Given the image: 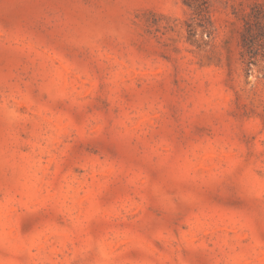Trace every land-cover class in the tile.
I'll use <instances>...</instances> for the list:
<instances>
[{"label":"rangeland","instance_id":"rangeland-1","mask_svg":"<svg viewBox=\"0 0 264 264\" xmlns=\"http://www.w3.org/2000/svg\"><path fill=\"white\" fill-rule=\"evenodd\" d=\"M264 0H0V264H264Z\"/></svg>","mask_w":264,"mask_h":264},{"label":"trees","instance_id":"trees-1","mask_svg":"<svg viewBox=\"0 0 264 264\" xmlns=\"http://www.w3.org/2000/svg\"><path fill=\"white\" fill-rule=\"evenodd\" d=\"M241 58L245 70L264 57V2L253 4L242 17Z\"/></svg>","mask_w":264,"mask_h":264}]
</instances>
